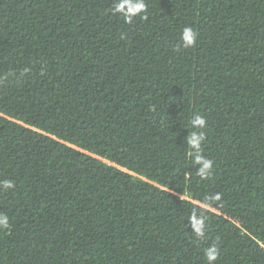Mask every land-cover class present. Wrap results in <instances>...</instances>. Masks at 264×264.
<instances>
[{
    "label": "trees",
    "instance_id": "obj_1",
    "mask_svg": "<svg viewBox=\"0 0 264 264\" xmlns=\"http://www.w3.org/2000/svg\"><path fill=\"white\" fill-rule=\"evenodd\" d=\"M145 4L0 0V264H264V0Z\"/></svg>",
    "mask_w": 264,
    "mask_h": 264
},
{
    "label": "clouds",
    "instance_id": "obj_2",
    "mask_svg": "<svg viewBox=\"0 0 264 264\" xmlns=\"http://www.w3.org/2000/svg\"><path fill=\"white\" fill-rule=\"evenodd\" d=\"M113 10L125 18V22L131 23L137 16L146 13L145 0H114ZM143 18H147L144 16ZM198 38V33L190 26L183 28L180 33L179 46L185 49L193 47ZM194 129H204L207 121L202 115H196L191 121ZM205 140V134L201 132H193L187 137V144L190 146L194 161L198 167L199 175L202 178H207L211 175L212 161L208 160L201 154V146ZM14 187L11 181L0 183V190H10ZM210 199L219 200L220 195L216 194ZM190 226L197 237L203 238L206 234V217L202 214H193L190 217ZM10 227L9 218L7 215L0 214V229H8ZM205 257L208 264H215L219 256V248L213 244L205 249Z\"/></svg>",
    "mask_w": 264,
    "mask_h": 264
},
{
    "label": "rangeland",
    "instance_id": "obj_3",
    "mask_svg": "<svg viewBox=\"0 0 264 264\" xmlns=\"http://www.w3.org/2000/svg\"><path fill=\"white\" fill-rule=\"evenodd\" d=\"M103 163H106V164H110L109 162L105 161V160H101Z\"/></svg>",
    "mask_w": 264,
    "mask_h": 264
}]
</instances>
